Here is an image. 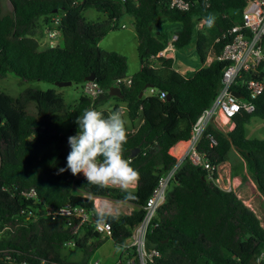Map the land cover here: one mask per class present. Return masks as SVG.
Returning <instances> with one entry per match:
<instances>
[{"label": "trees", "instance_id": "1", "mask_svg": "<svg viewBox=\"0 0 264 264\" xmlns=\"http://www.w3.org/2000/svg\"><path fill=\"white\" fill-rule=\"evenodd\" d=\"M9 2L12 7L8 9L0 1V79L11 73L21 82L84 83L93 74L104 93L95 99L83 93L68 106L54 89L30 85L17 94L0 90V264H92V256L107 238L122 248L119 260L126 264L135 253L126 251L124 244L142 220L143 206L160 176L176 162L171 149L190 137L196 119L221 87L229 64L219 58L229 41L223 34L242 22L246 0H200L189 10L172 8L170 0ZM90 9L104 17L85 16ZM125 15L133 18L141 64L130 83L123 82L129 76L127 56L99 45L105 35L120 27ZM55 19H59L62 42L42 48L39 32L54 27ZM174 34L178 35L176 49L195 39L202 65L190 74L175 67L172 57L157 55ZM211 52L215 57L206 64ZM251 77L264 80V61L257 71L243 72L233 88L242 90V79ZM147 84L158 92L147 93ZM115 87L122 97L112 93ZM161 91L170 98L160 97ZM122 103L129 133L124 157L140 174L129 189L133 197L126 198L118 187L101 189L88 184L85 177L73 176L70 170L58 174L67 165L68 137L77 134V117L92 108L108 115ZM254 116L264 119V91L255 99L254 111L241 110L232 117L231 130L209 124L198 150L220 165L234 147L264 197V138L246 136V125ZM136 147L139 152L132 157ZM94 197L133 207L128 214L105 219L112 226L111 236L95 229ZM65 205L82 207L90 220L81 223L75 213L55 218L47 214ZM68 246L79 248L80 255L71 257L65 251ZM147 246L160 252L152 264H258L264 250V226L235 190L219 188L205 169L186 159L157 211Z\"/></svg>", "mask_w": 264, "mask_h": 264}, {"label": "built area", "instance_id": "2", "mask_svg": "<svg viewBox=\"0 0 264 264\" xmlns=\"http://www.w3.org/2000/svg\"><path fill=\"white\" fill-rule=\"evenodd\" d=\"M199 1L170 0V6L179 10H189ZM58 20L55 19L56 25L47 30V43L50 47H56L61 42V31L57 27ZM223 37H228L229 41L225 44L219 58L228 60L229 64L223 71L221 87L212 103L196 119L190 137L175 145L173 153L176 157L175 164L165 174L160 176L158 184L143 206L144 215L142 220L133 229L131 237L124 244V248L127 249L126 251L135 253L133 259L126 260V264H152L155 262V258L160 255L158 249L148 248L147 235L154 226V218L159 207L166 200L167 191L171 186L176 172L186 159L205 169L208 178L219 188L223 190H234L236 187L231 174H224L220 165L214 164L205 153L198 150V144L209 124H215L216 127L225 131V126L231 122L226 131L231 130L234 125L232 117L241 110L248 112L254 111L255 99L264 91V80L257 77L242 79V90L233 88L243 72L257 71L258 67L264 61V0H246L242 22L227 30L223 34ZM177 38L178 35L174 34L168 41L165 49L157 55H164V52H174L176 50L174 41ZM214 57V55L212 58L209 56L206 64H209ZM131 80L132 75H129L123 82L130 83ZM148 90L151 94L158 92L154 86H150ZM234 90H238L242 96L235 95ZM83 91L84 94L95 99L104 93V88L93 79L84 82ZM167 95L165 91L160 92V97L162 98L167 97ZM212 140L216 143L215 138H212ZM180 143H185V145L177 152L176 149ZM33 193L34 191L32 189L29 194L33 195ZM72 213H75L80 218L81 223L89 221L91 217L90 213L82 207H72L70 205H65L55 210H47V214L52 218H55L57 215H69ZM95 229L102 236L112 235V226L108 221L103 220L102 222H97ZM67 243L69 245L74 244L73 241H68ZM100 263V260L92 262V264ZM257 263L264 264V250L259 254ZM114 264L122 263L118 260Z\"/></svg>", "mask_w": 264, "mask_h": 264}, {"label": "rangeland", "instance_id": "3", "mask_svg": "<svg viewBox=\"0 0 264 264\" xmlns=\"http://www.w3.org/2000/svg\"><path fill=\"white\" fill-rule=\"evenodd\" d=\"M5 8H11V3L9 0H0ZM84 15L90 18H102L104 14L101 12H97L94 9H90L84 12ZM132 19L128 15L124 16L120 23H125L126 26L124 28L116 29L107 35L102 44L101 48L107 50H117L123 54H125L128 58V70L130 75H133L137 71H139V59L137 53V42L135 40V29L132 24ZM203 22L198 24V27H202ZM39 36L41 37V47L44 48L48 45L47 43V31H40ZM62 42V41H61ZM60 42V43H61ZM176 58L175 62L181 66L182 73L186 74L187 72H193L197 68L202 65V62L197 54L195 39L191 42V44L183 49L175 50ZM214 55L213 52L210 53V58ZM179 69V68H178ZM188 71H187V70ZM83 84L84 83H72L70 85H57L56 83L47 82L43 80H33L30 82H21L20 78L15 76L14 74H8L7 77L0 79V90H5L10 94H17L20 90L27 86H35L40 89H54L56 92L61 93L67 103L68 106L73 105L78 99L83 95ZM149 93V90H147ZM121 108L125 110V107L120 104ZM231 124L229 122L225 129L228 130V126ZM225 130V131H226ZM246 136L249 138H264V119L258 116H254L250 122L246 125ZM232 158L233 167L229 171L227 165H223L221 170L224 174L230 173L233 183H234V175L236 174H244V177H248L246 172H244V164L241 158L237 155L235 148L230 149L228 153V158ZM81 176L84 177L83 173H80ZM235 185V183H234ZM236 186V185H235ZM235 192L242 194L238 187L235 188ZM244 202L255 209L257 215L260 217L261 222L264 226V198L255 188H248V196H244L243 194L239 196ZM253 198V199H252ZM103 205H108L111 209V212L114 214L119 213H127L130 211L131 206L120 200H107L104 203L99 204L100 210ZM69 245V244H68ZM66 253H68L71 257H77L80 255V249L72 246H68L66 248ZM122 254V248L115 244V242L111 238L105 239L103 244L96 250L94 255L92 256L91 262L96 260H100L102 264H113L119 256Z\"/></svg>", "mask_w": 264, "mask_h": 264}, {"label": "clouds", "instance_id": "4", "mask_svg": "<svg viewBox=\"0 0 264 264\" xmlns=\"http://www.w3.org/2000/svg\"><path fill=\"white\" fill-rule=\"evenodd\" d=\"M77 134L68 137L71 151L67 156L65 171L73 176L83 173L88 184L105 189L118 187L132 198L130 186L138 182L140 174L131 166V160L124 157V145L128 143L125 111L118 108L109 111L85 109L75 120ZM108 205H103L97 213L98 222L111 216Z\"/></svg>", "mask_w": 264, "mask_h": 264}, {"label": "crops", "instance_id": "5", "mask_svg": "<svg viewBox=\"0 0 264 264\" xmlns=\"http://www.w3.org/2000/svg\"><path fill=\"white\" fill-rule=\"evenodd\" d=\"M126 16V15H125ZM129 16V15H128ZM129 17H131V16H129ZM131 19H132V24H133V18L131 17ZM126 26V24L125 23H120V27L119 28H117V29H120V28H124ZM114 30H116V29H114ZM114 30H111L107 35H109L111 32H113ZM107 35H105L101 40H100V42H99V45L101 46V44H102V42H103V40H104V38L107 36ZM135 40H136V42H137V38H136V33H135ZM138 53V52H137ZM164 55L166 56V57H172L173 59H174V65H175V67H177V68H179V69H181V66H179V64H177V62H175V58H176V54H175V51L174 52H164ZM139 59V58H138ZM140 68H141V64H140V61H139V70H140ZM187 70V69H186ZM188 71V70H187ZM128 73H129V70H128ZM191 72H187L186 74H190ZM130 74H132V73H129V75ZM234 126V125H233ZM179 143V142H178ZM174 149H175V146L171 149V153L173 154L174 153ZM236 153H237V155L241 158V160L243 161V164H244V160H243V158L241 157V155L236 151ZM234 157V154H233V156L231 157V158H229V159H227V161L226 162H224L223 164H220V167L222 168V166L223 165H227V167H228V169H229V171L231 170V168L233 167V163H232V158ZM244 172H246V169L244 168ZM247 174V173H246ZM81 176V175H80ZM247 176H248V174H247ZM83 177V176H82ZM234 183H235V185H236V187H238V189H239V191L244 195V196H248V188H255L257 191H258V189L256 188V186H255V183L253 182V180L248 176L247 178L246 177H244V174H236V175H234ZM133 186H135V183L133 184V185H131V187H133ZM235 187V188H236ZM235 190V189H234ZM236 191V190H235ZM259 192V191H258ZM239 196H241L239 193H237ZM259 194H261L260 192H259ZM262 195V194H261ZM263 196V195H262ZM264 198V197H263ZM253 199V198H252ZM107 200H110V199H108V198H104V197H94V203H95V206H96V209H97V211L99 212L100 211V208H99V204H101V203H104L105 201H107ZM112 200V199H111ZM98 201L100 202V203H98ZM124 202V201H123ZM127 203V202H126ZM130 206H131V209H130V211H128L126 214H128V213H130L131 211H132V209H133V207H132V205L130 204V203H128ZM252 208V207H251ZM254 211H255V209L254 208H252ZM256 212V211H255ZM112 214H114V213H112ZM121 256V255H120ZM120 256H119V258L117 259V261L120 259ZM116 262V261H115ZM114 262V263H115ZM113 263V264H114Z\"/></svg>", "mask_w": 264, "mask_h": 264}, {"label": "water", "instance_id": "6", "mask_svg": "<svg viewBox=\"0 0 264 264\" xmlns=\"http://www.w3.org/2000/svg\"><path fill=\"white\" fill-rule=\"evenodd\" d=\"M55 11H56V10H55ZM93 79H95V76H94L93 74H91V75H89L88 77H86V80H93ZM55 83H56L57 85H70V84H72V81H71V80H68V81H56ZM150 86H152V85L147 84L146 87H150ZM233 92H234L235 95H237V96H239V97L242 96L241 93H240L238 90H234ZM112 93L115 94V95H118V96L122 97V94H121V92H120L119 87H115V88L112 90ZM141 96H143V92L140 93V97H141ZM167 98H170V95H169V94L167 95ZM0 122H1V118H0ZM138 152H139V148L136 147V148H134V149L131 151L130 155H131L132 157H134V156H136V155L138 154Z\"/></svg>", "mask_w": 264, "mask_h": 264}, {"label": "bare ground", "instance_id": "7", "mask_svg": "<svg viewBox=\"0 0 264 264\" xmlns=\"http://www.w3.org/2000/svg\"><path fill=\"white\" fill-rule=\"evenodd\" d=\"M183 145H185V143H180V144L178 145V148L176 149L177 152L181 149V147H182ZM98 203H100V202L98 201Z\"/></svg>", "mask_w": 264, "mask_h": 264}]
</instances>
